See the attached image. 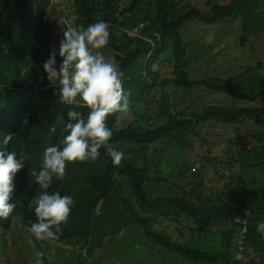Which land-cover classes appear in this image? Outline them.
Returning a JSON list of instances; mask_svg holds the SVG:
<instances>
[{
	"label": "trees",
	"instance_id": "16d2710c",
	"mask_svg": "<svg viewBox=\"0 0 264 264\" xmlns=\"http://www.w3.org/2000/svg\"><path fill=\"white\" fill-rule=\"evenodd\" d=\"M116 1L74 0L79 15L77 28L80 25L87 27L98 19L109 23L110 40L107 46L115 54L118 70L125 73L123 86L130 93V103L143 101L159 84L176 88L205 85L238 99L255 100L264 93L261 88L256 91L249 89L251 92H248L246 80L241 78L229 82L191 80L187 71V48L181 34L182 27L194 20L206 25L240 20L243 30L241 43L244 45L250 37L264 33V0H233L226 5L216 3L206 11L192 7L178 16L174 13L157 23L142 19L135 13L141 0H134L126 8L115 5ZM46 9L47 3L43 1L0 0V84L21 90L12 106H5L0 100V151H15L18 157L21 153L26 157L24 168L14 180L16 191L10 202L15 203L16 208L7 219L0 218V230L11 229L16 221H21L35 245L41 239H37L29 228L37 222L35 197L45 189L36 184L35 177L30 173L41 169L43 154L48 147L63 146L62 141L68 134L67 124L70 122L67 113L75 110L86 118L89 111L86 106L74 107L60 103L57 94L59 85L50 84L46 75L42 77L33 41L43 35ZM132 31L137 34H132ZM18 33L27 41L26 45L22 44L20 51L16 49L17 42L12 41V37ZM6 47L12 53L18 52L15 56H24L26 72L34 67L31 78L21 81L14 76L9 78L4 75L5 63L10 64L11 61ZM168 52H172L175 59L172 77L159 82L161 76L153 67ZM247 78L251 85L253 79ZM118 113H112L106 119V125L113 131L108 141L111 147L127 142L140 147L154 144L165 136L174 137L194 124L212 119L238 123L249 117L264 127L263 108L212 105L193 118L172 116L167 124L145 132L139 131L134 125L118 129ZM25 119L27 124L24 123ZM8 134H14V141L5 146L3 140ZM118 178L127 180L132 197L119 189ZM154 180L158 179L151 177L147 168L139 167L131 159L124 158L119 166H114L103 147L95 162L86 160L68 164L65 177H54L47 191L72 196L75 206L68 221L60 225L59 239L43 240L113 236L125 227L137 225L143 229L147 239L192 264H247L244 260L237 261L235 256L240 253L244 257L249 243L252 245L257 237L264 239V235L257 231V225L264 220V195H260L251 206L224 203L211 209L183 196L150 199L148 188ZM258 190L264 194V184ZM171 214L186 216L203 228L227 221L228 227L222 229L224 248L214 251L173 241L153 229L152 224L158 216ZM263 248L264 242L256 243L257 251L263 252Z\"/></svg>",
	"mask_w": 264,
	"mask_h": 264
},
{
	"label": "rangeland",
	"instance_id": "374dc122",
	"mask_svg": "<svg viewBox=\"0 0 264 264\" xmlns=\"http://www.w3.org/2000/svg\"><path fill=\"white\" fill-rule=\"evenodd\" d=\"M34 1L47 3L43 35L33 41L37 49V57H34L44 77L42 65L51 48L58 51L63 31L77 28L79 15L74 0ZM133 1L117 0L115 5L126 8ZM232 1L141 0L135 13L157 23L192 7L206 11L216 3L226 5ZM131 33L137 34L136 31ZM181 34L187 48V71L191 80L229 82L241 78L246 80L248 92L257 88L264 91V33L250 37L242 45L240 20L212 25L194 20L182 27ZM25 40L19 33L12 37V41L17 42L18 51L22 44L26 45ZM94 51H100L107 62L119 68L115 54L108 46ZM6 52L11 55V61L5 63L4 75L21 81L31 78L34 67L28 72L24 70V56H15L18 52L12 53L9 47ZM29 60L31 62L30 57ZM174 61L172 52H168L154 65L153 69L161 76L159 82L172 77ZM60 62L57 55L58 65ZM247 77L253 79L251 85ZM52 85L59 84L54 82ZM20 91L0 84L1 103L12 106ZM212 105L264 109V93L255 100L238 99L205 85L176 88L159 84L143 101L130 103L126 113H118L117 128L134 125L145 132L167 124L172 116L193 118ZM113 147L139 167L147 168L150 176L158 179L149 185L150 199L183 196L215 209L224 203L251 206L260 195H264L258 190L264 184V168H260L261 165L264 167V127L249 117L238 123L208 120L192 125L179 135L165 136L142 147L132 142ZM118 182L119 189L132 197L127 180L118 178ZM262 223L264 220L258 225ZM152 226L173 241L214 251L224 248L222 229L228 227L227 221H223L203 228L186 216L172 214L158 216ZM257 242H264V239L257 237L252 245H247L244 263L264 264V251L255 249ZM36 244L39 250L24 223L16 221L11 229L0 230V264H192L147 239L137 225L125 227L113 236L41 240Z\"/></svg>",
	"mask_w": 264,
	"mask_h": 264
},
{
	"label": "clouds",
	"instance_id": "9594fccd",
	"mask_svg": "<svg viewBox=\"0 0 264 264\" xmlns=\"http://www.w3.org/2000/svg\"><path fill=\"white\" fill-rule=\"evenodd\" d=\"M110 25L98 19L85 27L69 28L63 31L59 49L52 47L42 67L46 78L52 84H59V102L74 107H87V116L71 110L67 113V135L61 147L53 145L43 154V164L37 172L30 175L40 188L45 189L35 197V215L37 222L31 224L29 231L37 239H59L60 225L69 219L75 200L70 195L60 192L49 193L47 189L53 178L63 179L68 164L77 161L95 162L100 149H106L114 166H119L125 158L124 153L108 144L113 131L106 125L107 117L115 112L126 113L129 110L130 93L124 88L125 73L105 60L100 51L109 44ZM57 55L61 62L57 63ZM83 102V103H81ZM28 123L27 119L24 121ZM35 130V127H33ZM55 131V129H53ZM14 141V134L4 137V145ZM23 153L18 157L15 151H0V218L7 219L16 208L10 201L16 191L14 180L25 166ZM257 231L264 235V223L258 225ZM237 261L244 260L237 253Z\"/></svg>",
	"mask_w": 264,
	"mask_h": 264
}]
</instances>
